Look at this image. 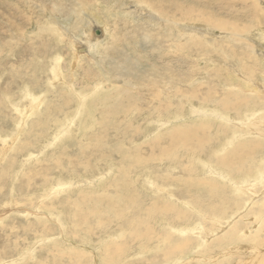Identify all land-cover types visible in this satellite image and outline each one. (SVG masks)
<instances>
[{
    "label": "rangeland",
    "instance_id": "374dc122",
    "mask_svg": "<svg viewBox=\"0 0 264 264\" xmlns=\"http://www.w3.org/2000/svg\"><path fill=\"white\" fill-rule=\"evenodd\" d=\"M121 1L122 0H0V264H33L30 259L28 261L25 260L24 262L19 260L23 253H26L29 257L36 256L37 260L46 261L47 264H72L73 261H71L72 259L69 257V253L76 251L97 255L100 250V246L98 244H101L102 241H106L108 239V236L112 233L119 235L122 232H125V230L127 229V231L125 232L126 235H128L126 239L131 242L132 234H130V232L133 230V227H131L133 225L131 224L134 223L135 219L137 220V222H135L134 225L136 226L137 224V227L141 232L145 230V227L143 225H152V228H154L155 230L152 231L153 235L148 236V238H146L145 240L140 239L141 242L143 241L142 244H145V246L142 245L141 242L131 243L130 248L126 251V257H117L119 260L115 261L112 264H211V262L212 264H220V262L222 264H264V213L258 216V222L255 221V213H253L254 211L258 212L264 204V174H258L254 166L256 162H262L260 160L264 157V146L262 147V149L258 150L254 155L250 157V159L246 163V173L242 172V175L238 179L233 180L235 184L230 182V179H220V172L214 169V165L217 166V164L215 163L216 159L212 157L214 144L207 145L206 149L201 148L199 150L200 153H198L199 151H196L197 155H195L196 152H189L190 154H188L187 157L190 158L191 161H188L187 159L185 160V157H178L179 160L177 158H173L176 155H173L170 159L167 156V158L165 159V155L161 156L164 157L165 160L163 158L161 159L160 155H157L155 157L157 160L155 161L154 159L149 157L150 154L149 151H147V149H150V144L153 143V141L157 140L158 138H162L164 137V135L166 136L169 133L173 135L175 133V129H179L177 134H180L182 129H184L185 124L188 127H192V125L196 126V123L197 125H200L202 123L201 121H203V123L207 122L208 124V117L205 119L204 115L202 114L200 115L198 113L194 116H190L191 107L189 106H191V104H193L195 107H199L200 105H205L207 102L209 103H207L208 105L206 104V106L210 108H208L210 113L216 116V120H213L215 118H210L209 120H211L212 122L210 121V124H208L209 126L212 125L213 127V131L212 133H210V136L212 135L211 138H213V135H215L217 132L216 130L219 129L217 127H219V124L222 122L220 118L221 113L224 111H222V108L218 106L220 103H222L221 101H223L224 103L225 100L226 102H229L231 101V99H234L231 102H236L238 101V99L242 101L252 99L255 103L257 97L250 96L249 91L252 90L250 86L251 84L246 85L243 77L246 76L247 78H250V80H254V78H256V85L259 87L262 86L264 88V79H262L264 78V71H262L264 70V68L260 67V69L256 65V61H261V59L264 63V59L262 58V54H264V24L259 25L258 20L254 22L250 20L239 21L240 26L249 23L250 25L247 24L250 27L248 30L251 29L250 31L247 30L248 32H241L240 34L250 38L251 40H254L255 42L249 41L248 39H245L246 41L243 40L241 42H236L237 40L234 41L223 36L227 29L224 32H222L221 30L212 29L211 27H215L212 21H207L206 23H204L198 20H194L193 22H195V25L192 26L193 28H197L198 25L203 24L205 28L211 29L209 31L215 33V35L212 37H210L209 35H205L208 37L207 39L204 38V34H201V38L205 42V47H203L209 50H206L205 52L203 50L202 53V51L198 52L196 50V45L194 46L195 48L193 50L190 49L189 46L191 44L185 38L169 37L168 34H170L169 28L172 25L171 23L168 24L167 22V25L165 23L163 24V22L160 21L156 23L154 19H150L147 17V15H143L148 11L147 9H150L148 3H142L143 0L141 2H139L140 0ZM168 1H170V3L172 4L174 0ZM185 1H187L188 4ZM192 1L196 0H182L181 3H185L186 7L188 8L192 5ZM232 1L235 3L232 6L231 11H224L222 8L219 9L215 7L213 8V15L216 18L221 17L225 20L234 22L243 11V5L240 2H244L246 4L254 6L253 0ZM21 2L24 4H21ZM200 2L202 3V0ZM54 3L56 4V6ZM80 3L83 4L81 5ZM31 4L33 5L31 6ZM135 4L139 7H137ZM126 5L128 8L136 10L138 9L140 13L139 15H137L139 17H129L127 15V12L125 11ZM202 5L200 6L201 10L206 9L204 11H208L209 13H211V10L209 8ZM171 6L174 9L175 5L172 4ZM224 6V2H221V7L224 8ZM116 7H119L120 9H117ZM140 10H142L144 13ZM257 12L258 19L264 23L263 9H257ZM249 15L251 14L249 13ZM166 17L169 19H173L172 17H168L165 15V18ZM141 23H143L144 26H149V31L147 30L148 26L146 29L148 32H144L145 29L141 28L143 27ZM252 24L254 25L253 27H251ZM154 26L156 27L154 28ZM167 26H169V28ZM172 27L173 29H175V33L183 34V31L179 28H177V30L175 25H172ZM261 27L262 31L257 32V30L259 31ZM10 28H12V30ZM136 29L140 30L141 32L137 31ZM165 29L167 30L165 31ZM57 31H59L58 34ZM62 32H64L65 34H62ZM102 33L103 38L100 39L101 44L97 47V51L93 52L94 56L91 57L87 55L86 50L88 49V46L92 45L91 41H94L97 36H101ZM67 36L69 38L72 36V39L70 38V40ZM221 36L223 37L221 38ZM252 36L254 37L252 38ZM210 39L213 44L211 43ZM229 44H232L233 47ZM240 44L241 47L239 46ZM212 45H214L215 47ZM242 45H244V47ZM222 46L225 47V51H223V53L220 52L219 48ZM236 46H238L240 50H238V48L235 49ZM104 47H106V49ZM255 47L257 48L255 49ZM233 48L235 50H238V52L233 50ZM230 50L232 51V54ZM211 51L213 52V55ZM197 52L200 54H197ZM233 52L236 55L233 54ZM244 52L247 53L246 55L250 56L251 58L255 57L251 53L257 55L255 58L257 60L255 61L254 59V61H252V58L251 60L239 62L238 59L241 60V57L245 55ZM201 53L202 58L200 57ZM229 56H232L233 58ZM227 58L229 59L227 60ZM55 59L61 60V71L63 73H61V71L57 74L52 73L51 67L54 65ZM203 59L205 62L203 61ZM232 60H234V62ZM214 61H217L219 63H215V66ZM244 62H247L245 64V66L247 67H245L244 64L241 65V63ZM105 63L107 66H105ZM229 64L233 66L230 67ZM192 65L194 67V70L192 69ZM236 65H239V67ZM226 67L230 70L225 69ZM187 70H189L190 74L186 72ZM221 70H224L223 73ZM233 71L235 72L233 73ZM76 72L78 74H76ZM107 72L109 74H112L111 77ZM225 72L228 73V76ZM254 72L257 77H255L256 75L254 74ZM97 75H99L100 80H95V77ZM113 76L115 77V79ZM231 76H233L234 79ZM99 77L97 76V79H99ZM112 77L114 80L110 81L112 80ZM149 77H151V79H154L148 80ZM65 78L66 80H63ZM168 78H174L178 80L176 81L178 85L177 87H175L176 89L171 86ZM198 79L201 82L197 81ZM227 79L229 81H227ZM85 80L87 81L86 84H84ZM105 80H107L108 82H106ZM224 80L229 83L225 82ZM234 80H241L240 82L243 83L242 85H244L243 88L241 87L242 85H240V82L236 81L235 83H233ZM180 81L182 84H180ZM183 81L185 83H183ZM194 81L195 83H193ZM224 82L225 84L223 86L222 83ZM71 83L74 84L76 92L71 90ZM207 83L209 84L207 85ZM216 83L218 85H216ZM230 83L231 85H228ZM177 88L183 89L182 91H180V89ZM78 89H80L79 92H81L82 90L86 92L79 93ZM88 89L91 92H89ZM196 89H199V91L194 92ZM54 90L55 92H53ZM170 90L174 91L170 92ZM163 91L166 94H164ZM185 91L190 93H197L198 99L192 98L191 101H193V103H191L190 101V103L186 105V111L183 110L182 114H180L181 112L179 109L181 108L182 103L185 101H182L181 98L177 95L178 92ZM225 91L226 93L229 91V94H225ZM230 92L233 94H231ZM159 93H162V95ZM234 93H238L237 96L234 95ZM209 94H214V97H209ZM157 95L160 97H158V100L156 98ZM166 95H168V97H165ZM44 96L46 97L44 98ZM63 97L64 99H62ZM58 98L60 102H58ZM72 98L74 99L72 100ZM150 98L153 102L150 100ZM203 98H207V102L201 101L203 100ZM61 99L64 101H62ZM65 99L66 101L68 100V102L65 103ZM56 100L57 102H55ZM180 100L181 102L179 103ZM197 100H200V102ZM216 101H218V103ZM68 103L70 104L69 106ZM146 103H148L149 105ZM66 104L68 106L67 108L65 107ZM95 104L98 106H96ZM150 105L151 107L153 105V107L151 108ZM166 105H172L174 107V110L176 109L177 111H172L170 112L172 114H170L167 111L159 110L158 107L164 108ZM142 106H144L145 109L144 107L142 108ZM156 106L157 108H155ZM260 106H264V103H262V105ZM237 108H235L230 113V117H236L237 113H245L246 115L249 109H255L250 104H241ZM153 109L156 110L154 111ZM184 112L186 114H184ZM167 113L171 117V119L170 117H168ZM52 115L57 120H54ZM150 115L153 117H151ZM183 115H187L186 117L188 120L185 119ZM227 115L228 114H226V116ZM176 117H180L178 121H176ZM58 119H63V121H60ZM232 127L233 129H236L235 126L232 125ZM241 127L243 128L244 124H241ZM192 132H194V135L193 133H187V136H195V130ZM240 135L241 139L237 141L238 143H236L232 149L236 148L239 143L252 145V142H254L255 140L259 141L257 144H259L260 142L264 143L263 131L253 129L248 133V135ZM38 138L40 139L37 140ZM224 139L226 140V138ZM64 149H66V152L63 151ZM232 149L228 150L227 152H231ZM179 150L183 151V149H178V151ZM202 150L203 152H201ZM210 150L212 151V153ZM178 151H176L175 153L173 152V154L182 152ZM60 152H62V154ZM141 153L142 155H140ZM32 154L34 155L32 156ZM50 154L53 159H51ZM56 155L57 157H55ZM192 156L194 159L192 158ZM54 158L56 159V161ZM42 160L43 162L45 161L46 164H41ZM59 160H62V163ZM64 160L66 161V163ZM151 160L152 162H150ZM252 160H254V162L251 165ZM79 161H82V163H78ZM170 161L172 162V164L174 163V166L172 165L171 167ZM210 161L212 162L210 163ZM56 162L59 164L61 163V166H58L59 164L57 165ZM192 162L194 163V165H192ZM90 163L93 165H90ZM95 163L96 165H98L95 166ZM122 164H124L125 167ZM175 164L178 166L176 167ZM48 165L50 166L48 167ZM56 165L59 169L62 167L63 171L60 170V172H58L59 169ZM126 165H129L128 168ZM34 166L37 168V171ZM179 166H181L180 169ZM65 167L67 168L65 169ZM47 168H50L49 174H47ZM55 168H57V170ZM68 168L70 169V171L74 169L75 170L73 172H70ZM116 169H120L123 171H121L120 174V170L118 171ZM222 169L224 171H221V174L230 172V175H235L236 177L239 175L236 168L234 167H226ZM126 170L129 171L126 172ZM56 172L57 175H55ZM64 172H69V175H65ZM70 173H73V176L70 175ZM101 173H103L104 175L100 178L99 176ZM74 174L80 175H76V177ZM87 175H93L92 177H97L93 180L94 183H90L91 180L89 179H91L92 177L88 176V178ZM149 175L151 176V179ZM166 175H168V177ZM43 177H46L48 181L43 179ZM160 177L163 178L161 179ZM127 178H130V180ZM153 178L156 179L154 180ZM173 178H175L176 180H174ZM49 179H51V181ZM125 179L130 182L128 183ZM213 179L216 183L215 186L218 187L217 184H219V187L221 188L218 187V189L216 188L215 190H213L214 192H212L216 193L214 196H211L212 194L209 195L207 193V188H205L204 186H199L198 184L201 181L214 184ZM42 180L45 181L43 182ZM109 180H113V186L112 184L110 186L108 185L111 183ZM187 180L193 181L195 187H189V185L188 187H185L184 185L186 184ZM260 180L262 182H260ZM46 181L49 184L46 185ZM114 181L117 182V184L114 185ZM247 181H251L253 185L258 183L263 187L259 186L257 188V193L252 196L251 194L246 193L245 184L247 183ZM60 183L65 184V187L63 191L58 194L57 190H59L60 188ZM131 183L133 185H131ZM168 183L170 185L172 184L173 187L176 185L175 188H173L172 186L170 188ZM223 184H225L228 188L223 187ZM118 186L120 187L118 188ZM126 189H128L129 192ZM165 189L167 190V192L164 191ZM176 189L180 193L176 192ZM219 189L221 190L219 191ZM89 190L91 192H89ZM92 191L94 194H92ZM106 191H108V193ZM135 191L139 193L137 194ZM81 192H84V194H81ZM71 193L76 194H73L72 197ZM90 193L91 195L89 197L87 194ZM26 194L27 196L25 197ZM102 194H111L110 196H112L113 198H115L118 194L121 195L119 200L122 199L120 203V205H122L119 208L118 213L112 211L106 202H101L98 206V203L95 202L96 200H90V202L87 201V203L84 201L85 197L89 199H95V196ZM126 195L128 196V198H126ZM134 195H136V199ZM132 197H134V199ZM212 197H216V199ZM129 198L130 200L128 201ZM77 199L80 201H77ZM219 199L221 200V202L219 201ZM13 200H16L17 202ZM139 200L141 201L138 203V205L135 206L134 204H137L136 202H138ZM159 200L161 201V205L159 202L157 203L160 206H164L166 204H164L165 201L168 202V205H171L173 207V210L171 213H164L162 215L154 213L155 216H151L152 220L155 222L153 223L151 217L147 214V212L152 215L156 201ZM149 201L150 204L148 205ZM122 202L124 203V205ZM90 203L92 204L89 205ZM222 203L224 204V206L226 204L223 211H221V207L223 205ZM44 204L48 207L44 206ZM11 205L14 207H12ZM19 205H22V207H20ZM63 205H65V207L68 206L69 209L66 207V210ZM88 205L90 209L96 211V214H87V216L85 217L81 216L79 211H83V209L86 210L87 208L89 209ZM151 205L153 206L151 207ZM209 205L212 211L209 210V207H206ZM52 206L55 207L56 211ZM128 206H131V208H129ZM149 206L151 209H148ZM228 206L230 210L228 209ZM236 206H241L242 208L238 212H235L233 214V219L228 220L226 224H223L221 226L220 229L217 228L213 231L212 225L214 227L217 223V220L220 218L222 219L225 213L228 214V212H231V215L233 213L232 210L234 211ZM97 208L100 211L102 209H107L104 210L106 215H104L105 213L103 212V210L101 211V213L97 211ZM219 208H221L220 211ZM183 211H185L186 215L183 220L179 221V223L175 218H177V214L182 215ZM64 213H66L65 216H67L65 218H63L64 216H62L64 215ZM75 213L79 214V217L84 219L81 227H79V219L76 220L75 218V216H77ZM107 213H109L108 216ZM139 213L142 214L139 215ZM202 213L205 215H202ZM218 213L222 215H219ZM206 214L207 216H209L210 214V217H207ZM102 215L104 217H102ZM147 216L150 217V224L149 221H147L149 220ZM157 216H159V218ZM213 216L216 217V220H214L215 218ZM138 217L139 221L137 219ZM66 218H68L70 222L72 221L74 223H68ZM101 218H103V220ZM167 218L169 219V221ZM127 219L132 220V222H130L129 220V224L127 222ZM30 220L32 223L30 222ZM174 221L177 223L176 228H178L176 232L168 228L169 225L175 223ZM190 222L192 225L190 224ZM111 223L113 226H110ZM127 224L130 225L129 229H132L130 230V232L128 230ZM105 225H107V227ZM233 226L237 227L239 231L241 230L239 232V235H242V233H246L247 237L249 235L250 236L248 238L240 237L237 240L233 239L235 240V243L232 239H229L228 241L227 237L230 235V233L232 234L231 230L233 229ZM48 228L52 229H49L50 231H53L55 229L52 232L53 234H50L49 230L48 234H45L47 233L46 230ZM159 230L160 232H157ZM69 231L73 234H69ZM182 232H185V234H183ZM43 235L46 239L43 237ZM256 237L259 239L258 241L254 240V238ZM223 238H226L227 240L225 239V241H223ZM155 239H158L157 242H155ZM186 239L190 240L187 241ZM165 240L168 241L165 242ZM203 240L208 242L206 249L205 247L202 249L198 248V246H200V244L204 242ZM213 241L215 244L217 243L219 247L217 244V247H215V244L213 246ZM231 241H233L232 244H230ZM187 242H189L190 244L188 243L187 245H184L180 248L176 247ZM137 243H140L138 245L140 246V248L137 247ZM193 244H196V247L195 245L193 246ZM256 245L261 246L260 248L262 252H260V254L256 251L259 249H257ZM55 246L57 248H55ZM168 246L172 250H168ZM153 247H155L156 249H154ZM209 247H212L213 250ZM214 247L216 252L214 251ZM16 248L18 250H16ZM142 249H144L143 251L145 252L143 256H133L137 255L140 251H142ZM219 249L220 252L217 251ZM58 250L65 256L59 258L58 256H53L51 254L52 252ZM155 250L158 254L155 252ZM14 251H16V253ZM242 251L245 252L242 253ZM5 252L7 254L9 253V255L6 256ZM165 252H167L168 255ZM241 253L244 255H242ZM171 254L174 255L171 256ZM224 254L226 255L224 256ZM223 256L227 257L225 258L226 262L224 261ZM101 257L103 259L97 258L98 264H106V257ZM53 258H55L54 260H59L58 263H56ZM235 258L238 260H236ZM169 259L170 261H168ZM47 260L50 261L47 262Z\"/></svg>",
    "mask_w": 264,
    "mask_h": 264
},
{
    "label": "bare ground",
    "instance_id": "6f19581e",
    "mask_svg": "<svg viewBox=\"0 0 264 264\" xmlns=\"http://www.w3.org/2000/svg\"><path fill=\"white\" fill-rule=\"evenodd\" d=\"M32 1V0H31ZM48 1V0H47ZM60 1V0H59ZM62 1V0H61ZM123 1V0H122ZM121 1V2H122ZM139 1V0H138ZM142 0H140L139 2H141ZM181 1L182 0H180V1H178V0H174L173 1V5H175V7H174V9H173V7L171 6L172 4L170 3V1H168V0H143V2L142 3H148V6L150 7V9H147L148 11L145 13V14H143V15H147V17L148 18H150V19H154L155 20V22L156 23H158V21H160V22H163V24L165 23L166 25H167V22H168V24L169 23H171L172 25H175L176 26V29L177 28H179L180 30H182L183 31V34L182 33H175V29H173V27H172V25H171V27L169 28V26H167L168 28H169V30H170V34H168V33H166V34H168L169 35V37H181V38H185V39H187L188 40V42H190V49H194L195 47V45L197 46V51L199 52V51H202V53H203V50H204V52L207 50V48L205 49L204 47V41H203V39L201 38L202 37V35L201 34H204V36L205 35H209L210 37H212V36H214L215 35V33L214 32H211V31H209V30H211V29H207V28H205L204 26H203V24H200V25H196L197 26V28H193L192 26L193 25H195L194 23L195 22H193L194 20H198V21H201V22H204V23H206L207 21H212L213 23H214V25H215V27H211L212 29H217V30H221L222 32H224V31H226V29H227V31L224 33V35L223 36H225L226 38H230V39H232V40H234V41H236V42H241V41H246L245 39H248L249 41H254V40H251L250 38H248V37H245V36H243L242 34H240L241 32H243V33H245V32H248V31H250V30H248L250 27L248 26V25H250L249 23H247L246 25H243V26H240L239 25V21H247V20H250V21H252V22H254V21H256V20H258V23H259V25H262V24H264L261 20H259L258 19V12H257V9H263V12H264V0H253L254 1V6L253 5H249V4H246V3H244V2H240L242 5H243V11L241 12V14L239 15V17L233 22V21H230V20H225V19H223V18H221V17H218V18H216L214 15H213V8H215V7H217V8H219V9H223L224 11H231V9H232V6L234 5V3L235 2H233L232 0H202V3L200 2L201 0H196V1H192V5L191 6H189V5H187V6H189L188 8L186 7V4L185 3H181ZM184 1V0H183ZM187 4H188V2L187 1H185ZM221 2H224V4H225V6H224V8L223 7H221ZM134 3H136V2H134ZM18 4V3H17ZM21 4H24V3H22L21 2ZM42 4V3H41ZM46 4V3H45ZM55 4V3H54ZM54 4H53V6H54ZM63 4H64V2H63ZM71 4H73V3H71ZM76 4V3H75ZM81 4V3H80ZM83 4V3H82ZM81 4V5H82ZM141 4V3H140ZM189 4H191V3H189ZM204 5V6H206L207 8H209L211 11V13H209L208 11L206 12V11H204V10H206V9H204V10H201V5ZM28 5V4H27ZM33 4H31V6H32ZM58 5V4H57ZM136 5V4H135ZM202 5V6H203ZM50 6V5H49ZM53 6H51V7H53ZM55 6H56V4H55ZM61 6H62V3H61ZM72 6H74V5H72ZM86 6V5H85ZM137 7H139L138 5H136ZM135 6V7H136ZM145 6V5H144ZM147 6V5H146ZM8 7H10V6H8ZM22 7H24V6H22ZM44 7V6H43ZM64 7V6H63ZM77 7V6H76ZM79 7V6H78ZM135 7H133V8H135ZM19 8H21V7H19ZM65 8V7H64ZM80 8V7H79ZM117 8V7H116ZM119 8V7H118ZM117 8V9H118ZM122 8V7H121ZM187 8V9H186ZM27 9V8H26ZM45 9V8H44ZM55 9V8H54ZM58 9V8H57ZM68 9V8H67ZM72 9V8H71ZM120 9V8H119ZM64 10V9H63ZM138 10V9H137ZM136 9H131V8H128L127 7V5H126V7H125V11L127 12V15L130 17V16H138L139 15V10L137 11ZM145 10H146V8H145ZM23 11V10H22ZM21 11V12H22ZM140 11H142V10H140ZM7 12V11H6ZM10 12V11H9ZM55 12V11H54ZM53 12V13H54ZM143 12V11H142ZM217 12V11H216ZM261 12V11H260ZM12 13V12H11ZM10 13V14H11ZM56 13V12H55ZM74 13V12H73ZM144 13V12H143ZM249 13L252 15H249ZM90 14V13H89ZM134 14H136V15H134ZM138 14V15H137ZM264 14V13H263ZM58 15H60V14H58ZM70 15V14H69ZM165 15L166 16H168V17H172L173 19H169V18H165ZM218 15V14H217ZM60 16H62V15H60ZM68 16V15H67ZM80 16V15H79ZM141 16V15H140ZM49 17V16H48ZM127 17V16H126ZM139 17V16H138ZM138 17H136V18H138ZM49 19V18H48ZM135 19V18H134ZM6 21H7V19H6ZM138 21V20H137ZM16 22V21H15ZM30 22V21H29ZM34 22V21H33ZM154 22V23H155ZM9 23V22H8ZM59 23V22H58ZM84 23H86V22H84ZM92 23V22H91ZM137 23V22H136ZM135 23V24H136ZM134 24V25H135ZM13 25V24H12ZM141 25L143 26V27H141V28H144L145 30H144V32L146 31V32H148L149 31V26L148 25H145L146 26V28H145V26L143 25V23H141ZM256 25H258V24H256ZM129 26V25H128ZM147 26H148V29H147ZM254 25L252 24V26L251 27H253ZM135 27V26H134ZM138 27V26H137ZM156 26H154V28H155ZM164 27V26H163ZM260 27V26H259ZM19 28V27H18ZM43 28V27H42ZM48 28V27H47ZM96 28H98V27H96ZM136 28V27H135ZM140 28V29H141ZM263 28H264V26H263ZM11 30H12V28H10ZM22 29V28H21ZM137 29H139V28H137ZM136 29V30H137ZM148 31H147V30ZM258 29V28H257ZM262 29V27L259 29V31L257 30V32H260V31H262L261 30ZM16 30V29H15ZM157 30V29H156ZM164 30V29H163ZM167 29H165V31H166ZM178 30V29H177ZM180 30H179V32H180ZM248 30V31H247ZM47 31V30H46ZM137 31H139V32H141L140 30H137ZM58 32L59 31H57V34H58ZM161 32V31H160ZM159 32V33H160ZM222 32H220V33H222ZM232 34V36H231V34ZM37 33V32H36ZM49 33V32H48ZM15 34H17V33H15ZM62 34H65L64 32H62ZM189 34V35H188ZM93 35V34H92ZM164 35V34H163ZM188 35V36H187ZM6 36H8V35H6ZM14 36V35H13ZM167 36V35H166ZM223 36H221V38L223 37ZM263 36V35H262ZM38 37V36H37ZM40 37V36H39ZM68 37V36H67ZM72 37V36H71ZM70 37V38H71ZM254 36H252V38H253ZM69 38V37H68ZM69 38V39H70ZM94 38V37H93ZM101 38H103V33H102V35L100 36H97V38H95V40L94 41H91V43H92V45L91 46H88L87 48V50H86V53H87V55H89V56H91V57H93L94 56V54H93V52H96L97 51V47L101 44L100 43V39ZM205 39H207L208 37L207 36H205L204 37ZM220 38V39H221ZM256 38V37H255ZM39 39V38H38ZM72 39V38H71ZM70 39V40H71ZM204 39V40H205ZM217 39V38H216ZM215 39V40H216ZM41 40V39H40ZM264 40V39H263ZM37 41V40H36ZM206 41V40H205ZM209 41V40H208ZM210 41H211V39H210ZM209 41V42H210ZM217 41V40H216ZM228 41V40H227ZM233 41V42H234ZM43 42V41H42ZM41 42V43H42ZM187 42V43H188ZM255 42V41H254ZM259 42V41H258ZM46 43V42H45ZM72 43H73V41H72ZM76 43V42H75ZM197 43H198V45H197ZM211 43H212V41H211ZM211 43H210V45H211ZM213 44V43H212ZM251 44V43H250ZM77 45H79V44H77ZM82 45V44H81ZM230 45V44H229ZM232 45V44H231ZM230 45V46H231ZM252 45V44H251ZM262 45H263V43H262ZM204 46V47H203ZM206 46H208V45H206ZM212 46H214V45H212ZM211 46V47H212ZM221 46V45H220ZM240 47H241V44L239 45ZM243 47H244V45H242ZM258 46V45H257ZM261 46V45H260ZM107 47V46H106ZM106 47H104L105 49H106ZM215 47V46H214ZM213 47V48H214ZM232 47H233V45H232ZM242 47V48H243ZM101 48V47H100ZM209 48V47H208ZM220 48V52H222L223 53V51H225V47H219ZM238 48V46H236V48L235 49H237ZM254 48V47H253ZM257 47H255V49H256ZM264 48V47H263ZM217 49H218V46H217ZM230 49V48H229ZM234 48H233V50H235ZM254 49V50H255ZM108 50V49H107ZM232 50V49H231ZM230 50V51H231ZM232 50V51H233ZM238 50H240L239 48H238ZM238 50H235L236 52H238ZM246 50V49H245ZM251 50H252V48H251ZM261 50H263V49H261ZM261 50H258V51H261ZM58 51V50H57ZM75 51V50H74ZM109 51V50H108ZM111 51V50H110ZM207 51H209V50H207ZM219 51V50H218ZM227 51H228V49H227ZM226 51V52H227ZM232 51H231V54H232ZM107 52V51H106ZM112 52V51H111ZM110 52V53H111ZM197 52V54H200V53H198ZM212 52V51H211ZM219 52V53H220ZM225 52V53H226ZM248 52V51H247ZM264 52V51H263ZM262 52V53H263ZM195 53V52H194ZM202 53H201V55H200V57L202 56ZM207 53V52H206ZM208 53H210V52H208ZM218 53V54H219ZM221 53V54H222ZM228 53V52H227ZM226 53V54H227ZM245 53V52H244ZM249 53H250V51H249ZM261 53V52H260ZM259 53V54H260ZM99 54H101V53H99ZM225 54V55H226ZM233 54H235L234 52H233ZM238 54V53H237ZM247 53H245V55H243L242 57H241V60H239L238 59V61L240 62V61H247V60H251L252 58V61H254V59L256 58V56L257 55H255V54H253V53H251L252 55H254L255 57H250V56H247L246 55ZM250 54V55H251ZM258 54V53H257ZM60 55V54H59ZM211 55V54H210ZM212 55H213V52H212ZM223 55V54H222ZM236 55V54H235ZM234 55V56H235ZM239 55V54H238ZM251 55V56H252ZM76 56V55H75ZM107 56H109V55H107ZM220 56V55H219ZM224 56V55H223ZM240 56V55H239ZM81 57V56H80ZM87 57V56H86ZM102 57V56H101ZM111 57V56H110ZM228 57V56H227ZM229 57H232V56H229ZM259 57V56H258ZM62 58V57H61ZM60 58V59H61ZM202 58V57H201ZM221 58V57H220ZM226 58V57H225ZM233 58V57H232ZM238 58V57H237ZM262 58L264 59V54H262ZM52 59V58H51ZM60 59H55L54 60V65L51 67V70H52V73H55V74H57V73H59L62 69H61V60ZM229 58H227V60H228ZM212 60V59H211ZM214 60V59H213ZM216 60V59H215ZM235 60V59H234ZM234 60H232L233 62H234ZM257 59H255V61H256ZM258 60H260V59H258ZM203 61H204V59H203ZM237 61V62H238ZM205 62V61H204ZM236 62V61H235ZM215 63H219V62H217V61H214V64ZM225 63V62H224ZM247 63V62H246ZM245 62L244 63H241V65H243L244 64V66H245V64H246ZM250 63V62H249ZM256 65H257V67H263L264 68V63L262 62V59H261V61H256ZM207 64V63H206ZM213 64V63H212ZM220 64H221V62H220ZM233 64V63H232ZM79 65V64H78ZM113 65V64H112ZM209 65V64H208ZM207 65V66H208ZM227 65V64H226ZM235 65V64H234ZM64 66H66V65H64ZM105 66H107L106 65V63H105ZM116 66V65H115ZM215 66H216V64H215ZM229 66L230 67H232L230 64H229ZM236 66H238L239 67V65H236ZM200 67V66H199ZM212 67V66H211ZM214 67V66H213ZM229 67V68H230ZM245 67H247V66H245ZM253 67V66H252ZM110 68V67H109ZM218 68V67H217ZM220 68H221V66H220ZM222 68H224V67H222ZM235 68H237V67H235ZM254 68V67H253ZM262 68V69H263ZM192 69L194 70V67H193V65H192ZM208 69V68H207ZM214 69H216V68H214ZM225 69H228L227 67L225 68ZM245 69V68H244ZM248 69V68H247ZM250 69H251V67H250ZM255 69V68H254ZM261 69V68H260ZM77 70V69H76ZM75 70V71H76ZM199 70V69H198ZM209 70H211V69H209ZM213 70V69H212ZM220 70V69H219ZM218 70V71H219ZM228 70H230V69H228ZM259 70V69H258ZM192 71V70H191ZM216 71V70H215ZM222 71V73H223V71L224 70H221ZM240 71V70H239ZM260 71V70H259ZM259 71H258V73H259ZM262 71H264V70H262ZM44 72H45V70H44ZM105 72V71H104ZM110 72V71H109ZM187 73H189V70H187L186 71ZM193 72V71H192ZM202 72V71H201ZM220 72V71H219ZM227 72V71H226ZM225 72V73H226ZM235 71H233V73H234ZM237 72H238V70H237ZM236 72V73H237ZM244 72V71H243ZM251 72V71H250ZM61 73H63L62 71H61ZM75 73V72H74ZM73 73V74H74ZM108 73V72H107ZM107 73H105V74H107ZM111 73V72H110ZM212 73V72H211ZM230 73V72H229ZM232 73V72H231ZM240 73V72H239ZM245 73V72H244ZM253 73V72H252ZM257 73V72H256ZM257 73V74H258ZM72 74V73H71ZM76 74H78L77 72H76ZM75 74V75H76ZM109 74V73H108ZM190 74V73H189ZM188 74V75H189ZM228 73H226V75H227ZM254 74H255V72H254ZM75 75H73V76H75ZM85 75V74H84ZM111 75L112 74H109V76L111 77ZM160 75V74H159ZM186 75V74H185ZM198 75V74H197ZM229 75H231V74H229ZM234 75V74H233ZM245 75V74H244ZM256 75V74H255ZM47 76V75H46ZM98 77H99V75H97ZM97 76L95 77V80H100V77H99V79H97ZM103 76V75H102ZM119 76V75H118ZM193 76V75H192ZM203 76V75H202ZM228 76V75H227ZM238 76V75H237ZM240 76V75H239ZM62 77H63V75H62ZM77 77V76H76ZM107 77V76H106ZM105 77V78H106ZM109 77V78H110ZM114 77V76H113ZM113 77H112V80H110V81H113L114 79H115V77H114V79H113ZM155 77V76H154ZM231 77H233V76H231ZM236 77V76H235ZM255 77H257V75L255 76ZM72 78V77H71ZM88 78V77H87ZM183 78V77H182ZM197 78V77H196ZM196 78H195V80H196ZM206 78V77H205ZM227 78V77H226ZM242 78V77H241ZM61 79V78H60ZM149 79H151V77H149L148 78V80ZM152 79H154V78H152ZM151 79V80H152ZM160 79V78H159ZM169 79V78H168ZM181 79V78H180ZM179 79V80H180ZM213 79V78H212ZM233 79H234V77H233ZM243 79L245 80V83H246V85H248V84H251L250 86H251V88H252V90H250L249 92H250V96H252V97H257L256 98V101H255V103H254V100H252V99H250V100H244V101H242V100H239L238 99V101H234V102H231L232 100H234V99H231V101H229V102H226V100L224 101V103H223V101H221L222 103H220L218 106L220 107V108H222V111H224L226 114H228L227 116H226V114L224 113V112H220L221 113V118H220V120L222 121L220 124H219V127H217V128H219L218 130H216L217 132H216V134L215 135H213L214 137L213 138H211V136H210V133H212V125H208V124H210V121L211 120H209L210 118H215V119H213V120H216V116H214V115H212L211 113H210V111H209V107H207L206 106V104L208 103L207 102V98H203V100H201V101H203V102H207L205 105L203 104V105H200L199 107H195L193 104H191V106H189V107H191V112H190V116H194V115H196V114H202V115H204V117H205V119L207 118L208 120L207 121H209L208 122V124H207V122L206 123H203V121H201L202 123L200 124V125H197V123H196V126H193L192 125V127H188V126H186V124H185V127H184V129H182V131L180 132V134H177V132L179 131V129H175V133L173 134V135H171L170 133L169 134H167L166 136L164 135V137H162V138H158L157 140H155V141H153V143H151L150 144V149H147V151H149V157L150 158H152V159H154L155 161L157 160L155 157L157 156V155H160V158L162 159H164V157H165V159L168 157L169 159L173 156V155H176L175 157H173V158H177L178 160H179V158H182V157H185V160L187 159L188 161H191V159L190 158H188L187 156H188V154H190L189 152H191V151H193V152H196V151H199L201 148L203 149H206V147H207V145H209V144H214V147H213V154H212V157L213 158H215L216 159V164H217V166H215L214 165V169L215 170H218L219 172H220V179H222V178H225V179H230V182H232L233 184H235V182L233 181V180H235V179H238L241 175H242V172L243 173H246V171L245 170H247L246 169V163L248 162V160L250 159V157L252 156V155H254L258 150H260V149H262V147L264 146L263 144V142H260L259 144H257L259 141H254V142H252V145H247L246 143H239L238 145H237V147L236 148H234V149H232L234 146H235V144L236 143H238L237 141L239 140V139H241V135L240 134H243V136H244V134H246V135H248V133L250 132V131H252L253 129H256V130H260V131H263L264 132V106H260V105H262V103H264V88L261 86V87H259V86H257L256 85V83L255 82H257L255 79L256 78H254V80H250V78H247L246 76L245 77H243ZM262 79H264V78H262ZM63 80H66V78L65 79H63ZM75 80V79H74ZM90 80V79H89ZM145 80H147V79H145ZM215 80V79H214ZM219 80V79H218ZM223 80V79H222ZM243 80V81H244ZM73 81V80H72ZM106 82H108L107 80H105ZM104 81V82H105ZM154 81V80H153ZM176 81H178L177 79H174V78H172V79H169V82H170V84H171V86L172 87H177L178 85H177V82ZM187 81V80H186ZM197 81H199V79L197 80ZM220 81V80H219ZM225 81V80H224ZM227 81H229L228 79H227ZM227 81H225V82H227ZM231 81H232V79H231ZM237 80H234V82L233 83H235ZM241 81V80H240ZM240 81H237V82H240ZM242 81V82H243ZM77 82V81H76ZM75 82V83H76ZM86 80H85V82H84V84H86ZM99 82V81H98ZM103 82V81H102ZM160 82V81H159ZM199 82H201V81H199ZM216 82V81H215ZM218 82V81H217ZM223 82V81H222ZM225 82L224 83H222L223 84V86H224V84H225ZM79 83V82H78ZM163 83H164V81H163ZM183 83H185L184 81H183ZM193 83H195V81L193 82ZM203 83V82H202ZM221 83V82H220ZM219 83V84H220ZM227 83H229V82H227ZM258 83H261V82H258ZM262 83H263V81H262ZM63 84V83H62ZM143 84V83H142ZM169 84V83H168ZM180 84H182L181 83V81H180ZM179 84V85H180ZM197 84V83H196ZM209 83H207V85H208ZM212 84V83H211ZM238 84V83H237ZM243 83H241L240 82V85H242ZM40 85V84H39ZM81 85H82V82H81ZM87 85H89V84H87ZM91 85V84H90ZM183 85H185V84H183ZM199 85V84H198ZM203 85V84H202ZM216 85H218L217 83H216ZM228 85H231V83L230 84H228ZM228 85H226V86H228ZM56 86V85H55ZM150 86V85H149ZM206 86V85H205ZM213 86V85H212ZM222 86V85H221ZM220 86V87H221ZM222 86V87H223ZM232 86H234V85H232ZM243 86L244 85H242L241 87L243 88ZM83 87V86H82ZM146 87V86H145ZM153 87H154V85H153ZM190 87V86H189ZM192 87V86H191ZM237 87V86H236ZM70 88H71V90L72 91H74V92H76V90H75V88H74V84H72L71 83V86H70ZM104 88V87H103ZM150 88V87H149ZM248 88V87H247ZM54 89V88H53ZM176 89V88H175ZM177 89H180V91H182V89L181 88H177ZM239 89V88H238ZM250 89V88H249ZM79 90L80 89H78V92H79ZM91 90V89H90ZM148 90V89H147ZM222 90V89H221ZM245 90V89H244ZM88 91H89V89H88ZM87 91V92H88ZM174 91V90H173ZM173 91H171L170 90V92H173ZM199 91V89H196L194 92H198ZM220 91V90H219ZM48 92V91H47ZM53 92H55V90L53 91ZM52 92V93H53ZM66 92V91H65ZM81 92H86V91H81ZM81 92H79V93H81ZM89 92H91V91H89ZM88 92V93H89ZM156 92V91H155ZM164 92V91H163ZM176 92V91H175ZM229 92V91H228ZM226 93V91H225V94H229V93ZM238 92V91H237ZM50 93V92H49ZM62 93H63V90H62ZM69 93V92H68ZM67 93V94H68ZM216 93V92H215ZM214 93V94H215ZM231 93V92H230ZM236 93V92H235ZM234 93V95H236L237 96V94H235ZM66 94V93H65ZM75 94V93H74ZM143 94V93H142ZM159 94H161L162 95V93H159ZM158 94V95H159ZM164 94H166L165 92H164ZM170 94V93H169ZM214 94H209V97H214ZM222 94V93H221ZM220 94V95H221ZM231 94H233V93H231ZM242 94V93H241ZM52 95V94H51ZM71 95V94H70ZM76 95V94H75ZM156 96V98H157V100H158V97L159 96ZM176 95V94H175ZM218 95V94H217ZM233 95V96H234ZM57 96H58V93H57ZM64 96V95H63ZM73 96V95H72ZM77 96V95H76ZM141 96V95H140ZM145 96V95H144ZM147 96V95H146ZM177 96H179L180 98H181V100L182 101H185V102H183L182 103V106H181V108L179 109V108H177V109H179L180 110V114H182V111L183 110H185L186 111V105L188 104V103H190V101H191V99L192 98H197L198 96H197V93H190V92H178V95ZM223 96V95H222ZM225 96V95H224ZM46 96H44V98H45ZM55 97V96H54ZM66 97H68V96H66ZM65 97V98H66ZM74 97V96H73ZM151 97V96H150ZM165 97H168V95H166ZM243 97V96H242ZM61 98V97H60ZM138 98V97H137ZM141 98V97H140ZM160 98V97H159ZM170 98V97H169ZM244 98V97H243ZM246 98V97H245ZM62 99H64V97L62 98ZM61 99V100H62ZM71 99V98H70ZM74 98H72V100H73ZM147 99V98H146ZM178 99V98H177ZM198 99V98H197ZM215 99H217V98H215ZM214 99V100H215ZM222 99V98H221ZM242 99V98H241ZM40 100V99H39ZM58 100V102H60L59 101V98L57 99ZM57 100L55 101V102H57ZM150 100H151V98H150ZM175 100V99H174ZM181 100L179 101V103L181 102ZM196 100V99H195ZM211 100V99H210ZM219 100V99H218ZM258 100V101H257ZM45 101H46V99H45ZM62 101H64V100H62ZM61 101V102H62ZM147 101V100H146ZM152 101V100H151ZM156 101V100H155ZM160 101V100H159ZM171 101V100H170ZM176 101V100H175ZM178 101V100H177ZM197 101H199L200 102V100H197ZM51 102V101H50ZM66 102H68V100L66 101V99H65V103ZM74 102V101H73ZM153 102V101H152ZM217 103H218V101H216ZM220 102V101H219ZM41 103V102H40ZM47 103V102H46ZM101 103V102H100ZM161 103V102H160ZM191 103H193V101H191ZM198 103V102H197ZM96 104H98V103H96ZM95 104V105H96ZM146 104H148V103H146ZM163 104V103H162ZM171 104V103H170ZM173 104H174V102H173ZM209 104V103H208ZM207 104V105H208ZM241 104H250V105H252L255 109H249V111L247 112V114L245 115V113H243V114H241V113H237L236 114V117H230L231 115H230V113L235 109V108H237L238 106H240ZM39 105V104H38ZM41 105V104H40ZM42 105H43V103H42ZM70 104L68 103V106H69ZM73 105V104H72ZM77 105V104H76ZM145 105V104H144ZM149 105V104H148ZM179 105H181V104H179ZM37 106V105H36ZM67 106V104H66V108L68 107ZM96 106H98V105H96ZM203 106V107H202ZM206 106V107H205ZM214 106V105H213ZM38 107V106H37ZM51 107V106H50ZM53 107V106H52ZM62 107H63V104H62ZM144 106H142V108H143ZM147 107V106H146ZM150 107H151V105H150ZM152 107H153V105H152ZM151 107V108H152ZM178 107V106H177ZM180 107V106H179ZM188 107V108H189ZM205 107V108H204ZM61 108V107H60ZM73 108H74V106H73ZM155 108H157V106L155 107ZM159 108V110L160 111H167V112H172V111H177L176 109L174 110V107L172 106V105H166L164 108H162V107H158ZM209 108V109H208ZM216 108H218V107H216ZM215 108V109H216ZM241 108V107H240ZM243 108H245V107H243ZM51 109V108H50ZM56 109V108H55ZM98 109V108H97ZM144 109H145V107H144ZM212 109V108H211ZM214 109V108H213ZM238 109V108H237ZM47 110H49V109H47ZM71 110H73V109H71ZM70 110V111H71ZM147 110V109H146ZM154 110V109H153ZM152 110V111H153ZM156 110V109H155ZM154 110V111H155ZM158 110V109H157ZM219 110V109H218ZM226 110V111H225ZM29 111V110H28ZM153 111V112H154ZM244 111V110H243ZM59 112V111H58ZM62 112V111H61ZM156 112H158V111H156ZM25 113V112H24ZM50 113V112H49ZM69 113H71V112H69ZM68 113V114H69ZM86 113V112H85ZM149 113V112H148ZM163 113V112H162ZM175 113H177V112H175ZM174 113V114H175ZM218 113H219V111H218ZM64 114V113H63ZM149 114H151V113H149ZM160 114V113H159ZM164 114V113H163ZM166 114V113H165ZM170 114H172V113H170ZM184 114H186L185 112H184ZM66 115V114H65ZM152 115V114H151ZM150 115V116H151ZM161 115V114H160ZM167 115H168V113H167ZM167 115H165V116H167ZM178 115V114H177ZM53 116V115H52ZM72 116V115H71ZM155 116H156V113H155ZM187 116V115H186ZM185 115H183V117L185 118V119H187V117H186ZM63 117V116H62ZM94 117V116H93ZM151 117H153V116H151ZM150 117V118H151ZM168 117H170L169 115H168ZM48 118V117H47ZM53 118H54V116H53ZM86 118V117H85ZM157 118H158V114H157ZM160 118H161V116H160ZM173 118V117H172ZM179 118L180 117H176L175 119H176V121H178L179 120ZM167 119V118H166ZM170 119H171V117H170ZM169 119V120H170ZM191 119V118H190ZM54 120H57V119H55L54 118ZM58 120H60V119H58ZM164 120H165V118H164ZM188 120V119H187ZM60 121H63V119L62 120H60ZM163 121V120H162ZM49 122V121H48ZM72 122V121H71ZM194 122V121H193ZM197 122V121H196ZM198 122H199V120H198ZM212 122V121H211ZM223 122H228V123H223ZM20 123V122H19ZM24 123V122H23ZM47 123V122H46ZM219 123V122H218ZM244 124V127L242 128L241 127V124ZM50 124H51V122H50ZM213 124V123H212ZM216 124V123H215ZM232 125L233 126H235V128L236 129H233V127H232ZM257 125V126H256ZM214 126V125H213ZM216 126V125H215ZM218 126V125H217ZM259 126V127H258ZM56 128V127H55ZM59 128V127H58ZM216 128V129H217ZM240 128H242V129H240ZM54 129V128H53ZM195 130V136H187V133H193V135H194V132H192V131H194ZM64 131V130H63ZM153 131V130H152ZM53 132V131H52ZM143 132V131H142ZM141 132V133H142ZM163 132V131H162ZM248 132V133H247ZM51 133V132H50ZM140 133V134H141ZM34 134V133H33ZM32 134V135H33ZM162 134V133H161ZM145 135V134H144ZM19 136V135H18ZM140 136V135H139ZM225 136V137H224ZM29 137V136H28ZM37 137V136H36ZM35 137V138H36ZM142 137H144V136H142ZM58 138V137H57ZM224 138H226V140L224 139ZM40 138H38L37 140H39ZM30 141H31V139H30ZM48 142V141H47ZM145 142V141H144ZM143 142V143H144ZM146 143V142H145ZM63 145V144H62ZM141 145V144H140ZM61 148H63V147H61ZM42 149V148H41ZM178 149H183V151L182 150H179V151H182L181 153H176V154H173V152L175 153L176 151H178ZM209 149H211V148H209ZM230 149H232V151L231 152H227L228 150H230ZM30 150H32V149H30ZM35 150V149H34ZM56 150V149H55ZM58 150H59V148H58ZM57 150V151H58ZM136 150V149H135ZM146 150V149H145ZM29 151V150H28ZM27 151V152H28ZM63 151H65L66 152V149H64ZM178 151V152H179ZM208 151V150H207ZM211 151V150H210ZM35 152V151H34ZM129 152V151H128ZM201 152H203V150L201 151ZM205 152V151H204ZM209 152V151H208ZM56 153V152H55ZM61 154H62V152H60ZM125 153V152H124ZM192 153V152H191ZM198 153H200V151L198 152ZM211 153H212V151H211ZM210 153V154H211ZM228 153V154H227ZM35 154V153H34ZM34 154H32V156L34 155ZM54 154V153H53ZM57 154H58V152H57ZM121 154V153H120ZM193 154H195V153H193ZM206 154H207V152H206ZM209 154V153H208ZM60 155V154H59ZM140 155H142V153L140 154ZM139 155V156H140ZM165 155V156H164ZM192 155V154H191ZM195 155H197V152H196V154ZM200 155V154H199ZM203 155H204V153H203ZM23 156V155H22ZM25 156V155H24ZM29 156H30V154H29ZM50 156H51V154H50ZM118 156H119V154H118ZM152 156V157H151ZM161 156H164V157H161ZM167 156V157H166ZM201 156V155H200ZM199 156V157H200ZM28 157V156H27ZM55 157H57V155L55 156ZM60 157H65V156H60ZM179 157V158H178ZM160 158H158V159H160ZM192 158H193V156H192ZM210 158V157H209ZM47 159H49V158H47ZM51 159H53V157L51 156ZM55 159V158H54ZM140 159V158H139ZM164 159V160H165ZM194 159V158H193ZM198 159V158H197ZM200 159V158H199ZM202 159V158H201ZM211 159V158H210ZM46 160V159H45ZM58 160V159H57ZM53 161V160H52ZM55 161H56V159H55ZM60 161V160H59ZM65 161V160H64ZM172 161H174V160H172ZM203 161H205V160H203ZM209 161V160H208ZM260 161H262V162H256V164L254 165L255 166V169H256V171H257V173L258 174H264V157L263 158H261V160ZM54 162V161H53ZM61 163H62V160L60 161ZM86 162V161H85ZM138 162V161H137ZM150 162H152V160L150 161ZM171 162V161H170ZM176 162V161H175ZM212 161H210V163H211ZM245 162V163H244ZM253 162H254V160H252L251 161V165L253 164ZM43 163H45L46 164V162L44 161L43 162V160H42V162H41V164H43ZM50 163H51V161H50ZM57 163V162H56ZM60 163V164H61ZM64 163V162H63ZM65 163H66V161H65ZM78 163H82V161H79ZM187 163V162H186ZM191 163V162H190ZM189 163V164H190ZM193 163V162H192ZM59 163H57V165H58ZM58 165V166H61V165ZM84 164V163H83ZM171 164V167H172V165L174 166V163L172 164V162L170 163ZM177 164V163H176ZM175 164V165H176ZM180 164V163H179ZM208 164V163H207ZM38 165V164H37ZM51 165V164H50ZM50 165H48V167L50 166ZM53 165V164H52ZM56 165V166H57ZM73 165V164H72ZM90 165H93V164H91L90 163ZM98 165V164H97ZM96 165V163H95V166H97ZM122 165H124V164H122ZM136 165V164H135ZM192 165H194V163L192 164ZM250 165V166H251ZM47 166V165H46ZM54 166V165H53ZM58 166H57V168H58ZM67 166V165H66ZM73 166H75V165H73ZM127 166V168H128V166L129 165H126ZM137 166V165H136ZM178 165H176V167H177ZM197 166V165H196ZM250 166H249V168H250ZM35 167V166H34ZM38 167V166H37ZM72 167V166H71ZM76 167V166H75ZM79 167V166H78ZM87 167H89V166H87ZM99 167H101V166H99ZM124 167H125V165H124ZM131 167V166H130ZM140 167H141V165H140ZM180 167L181 166H179V169H180ZM188 167H189V165H188ZM195 167V166H194ZM226 167H234V168H236V170H237V172L239 173V175L236 177L235 175H230L229 173H223V174H221V171H224L222 168H226ZM36 168V167H35ZM46 168V167H45ZM57 168H55L56 170H57ZM67 167H65V169H66ZM80 168V167H79ZM187 168V167H186ZM198 168V167H197ZM248 168V169H249ZM48 169V168H47ZM50 169V168H49ZM48 169V173L47 174H49L50 172V170ZM59 169V168H58ZM69 169V168H68ZM101 169V168H100ZM103 169H104V167H103ZM106 169V168H105ZM120 169H122V168H120ZM119 169V170H120ZM126 169V168H125ZM124 169V170H125ZM60 170L61 171H63L62 170V167L58 170V172H60ZM75 170V169H74ZM74 170H71L72 172L74 171ZM80 170V169H79ZM102 170V169H101ZM100 170V171H101ZM116 170H118V169H116ZM118 170V171H119ZM188 170V169H187ZM212 170V169H211ZM36 171H37V168H36ZM46 171V170H45ZM65 171V170H64ZM69 171H70V169H69ZM70 171V172H71ZM104 171V170H103ZM121 171H123V170H120L119 171V173L121 172ZM127 171H129V170H126V172ZM201 171V170H200ZM54 172H55V170H54ZM67 172V171H66ZM66 172H64L65 173V175H69L68 173H66ZM94 172V171H93ZM206 172V171H205ZM40 173V172H39ZM63 173V174H64ZM95 173V172H94ZM119 173H118V175H119ZM45 174V173H44ZM73 174V173H72ZM71 173H70V175H72ZM121 174V173H120ZM128 174V173H127ZM233 174V173H232ZM55 175H57V172H56V174ZM75 175V174H74ZM77 175V174H76ZM75 175V176H76ZM80 175V174H79ZM79 175H77V176H79ZM86 175V174H85ZM85 175H84V177H85ZM96 175V174H95ZM104 174L103 173H101L100 174V178L103 176ZM117 175V174H116ZM42 176H44V175H42ZM47 176V175H46ZM54 176V175H53ZM73 176V175H72ZM76 176V177H77ZM88 176H93V175H87V177ZM120 176H123V175H120ZM119 176V177H120ZM127 176H129V175H127ZM167 177H168V175H166ZM98 177V178H99ZM149 177H150V179H151V176L149 175ZM167 177H166V179H167ZM50 178V177H49ZM69 178V177H68ZM89 178V177H88ZM95 178H97V177H92L91 179H89V180H91V182L90 183H94L93 182V180L95 179ZM117 178V177H116ZM158 178V177H157ZM161 178V177H160ZM163 178V177H162ZM161 178V179H162ZM165 178V177H164ZM213 178V177H212ZM43 179H45V180H47V178L45 177H43ZM112 179V178H111ZM127 179H129L130 180V178H127ZM127 179H125L126 181H127ZM154 179V178H153ZM156 179V178H155ZM154 179V180H155ZM174 180H176L175 178H173ZM44 180V181H45ZM50 181H51V179H49ZM54 180V179H53ZM115 180V179H114ZM122 180V179H121ZM120 180V181H121ZM179 180V179H178ZM43 181V180H42ZM43 181V182H44ZM48 181V180H47ZM46 181V182H47ZM111 183L110 184H108L109 186L112 184V182H113V180H109ZM118 181V180H117ZM159 181V180H158ZM170 181H171V179H170ZM212 181V180H211ZM53 182V181H52ZM107 182V181H106ZM115 182V181H114ZM125 182V181H124ZM128 182V181H127ZM130 182V181H129ZM128 182V183H129ZM180 182V181H179ZM213 182H214V179H213ZM260 182H262L261 180H260ZM119 183V182H118ZM217 183H218V181H217ZM46 185L47 184H49L48 182L47 183H45ZM44 184V185H45ZM115 184H117V182H115L114 183V185ZM161 184V183H160ZM169 184V183H168ZM187 184V185H186ZM186 184L184 185L185 187H188V185H189V187H195V184H194V182L193 181H191V180H187L186 181ZM204 184V185H203ZM215 182H214V184H212V183H205V182H203V181H201L198 185L199 186H204L205 188H207L208 190H207V193L209 194V195H211V196H214L215 195V193H213L214 191L213 190H215L216 188L218 189V187H219V184H217L218 185V187H216L215 186ZM225 184H226V182H225ZM225 184H223V187H225V188H228ZM131 185H133L132 183H131ZM221 185V184H220ZM225 185V186H224ZM105 186H106V184H105ZM112 186H113V184H112ZM117 186V185H116ZM127 186V185H126ZM171 186H172V184L170 185L169 184V187L171 188ZM176 186V185H175ZM175 186L173 187V188H175ZM259 186H261V185H259L258 183L257 184H255V185H253V183L251 182V181H247V183L245 184V190H246V193H248V194H251L252 196L254 195V194H256L257 193V188L259 187ZM38 187H40V186H38ZM47 187V186H46ZM59 190H57V192H58V194L61 192V191H63V189H64V187H65V184H63V183H60L59 184ZM120 186H118V188H119ZM134 187V186H133ZM222 187V188H223ZM261 187H263V186H261ZM43 188H44V186H43ZM158 188V187H157ZM219 188H221V187H219ZM109 189H110V187H109ZM123 189V188H122ZM130 189V188H129ZM154 189V188H153ZM185 189V188H184ZM224 189V188H223ZM222 189V190H223ZM264 189V188H263ZM104 190V189H103ZM105 190H107V189H105ZM114 190V189H113ZM127 191H128V189H126ZM162 190V189H161ZM177 190V189H176ZM179 190H180V188H179ZM221 189H219V191H220ZM119 191H120V189H119ZM127 191H126V193H127ZM164 191H166L167 192V190L165 189ZM213 191V192H212ZM224 191H226V190H224ZM38 192V191H37ZM89 192H91L90 190H89ZM99 192V191H98ZM103 192V191H102ZM101 192V193H102ZM107 193H108V191H106ZM113 192V191H112ZM129 192V191H128ZM136 193H137V191H135ZM134 192V193H135ZM176 192H179L178 190L176 191ZM22 193V192H21ZM34 193V192H33ZM87 193V192H86ZM85 193V194H86ZM120 193H121V191H120ZM119 193V194H120ZM139 193V192H138ZM137 193V194H138ZM180 193V192H179ZM218 193V192H217ZM73 194H76V193H73ZM73 194L71 193V195H72V197H73ZM81 194H84V192H81ZM92 194H94L93 193V191H92ZM96 194V193H95ZM115 195L116 197L115 198H113L112 196H110L111 194H109V195H106V194H102V195H97V196H95L96 198L95 199H93V198H91V199H89V198H87V197H85V202L87 203V201L88 202H90V200H96L95 202L96 203H98V206H99V204L101 203V202H106L107 204H108V206H109V208L112 210V211H114V212H116V213H118L119 212V208L121 207V205H120V203H121V200H119L120 199V197H121V195ZM175 194V193H174ZM173 194V195H174ZM69 195V194H68ZM70 195V196H71ZM80 195V194H79ZM89 197H90V195H91V193L90 194H87ZM141 195V194H140ZM179 195V194H178ZM208 195V196H209ZM222 195H224V194H222ZM27 196V194L25 195V197ZM76 196V195H75ZM84 196V195H83ZM93 196V195H92ZM113 196H114V194H113ZM123 196H125V195H123ZM127 196V195H126ZM132 196V195H131ZM139 196V195H138ZM207 196V197H208ZM21 197V196H20ZM23 197V196H22ZM24 197V198H25ZM61 197V196H60ZM134 197H135V199H136V195H134ZM134 197H132L133 199H134ZM174 197V196H173ZM204 197V196H203ZM207 197H206V199H207ZM28 198V197H27ZM31 198V197H30ZM65 198H67V197H65ZM126 198H128V196L126 197ZM138 198H140V197H138ZM137 198V199H138ZM151 198V197H150ZM155 198V197H154ZM158 198H160V197H158ZM158 198H157V200H158ZM205 198V197H204ZM210 198V197H209ZM212 198H215L216 199V197H212ZM225 198V197H224ZM223 198V199H224ZM17 199H20V198H17ZM26 199V198H25ZM34 199V198H33ZM59 199V198H58ZM61 199H63V198H61ZM73 199V198H72ZM149 199V198H148ZM226 199V198H225ZM29 200V199H28ZM67 200H69V199H67ZM130 200V198L128 199V201ZM161 200V199H160ZM156 201V204H155V206H154V210H153V214L152 215H150V213H148L147 212V214L151 217V216H153L154 215V213H156V214H164V213H171L172 212V210H173V207L171 206V205H168V202H165L164 201V206H160L161 205V201ZM199 200H201V199H199ZM205 200V199H204ZM212 200V199H211ZM227 200V199H226ZM13 201H16V200H13ZM25 201V200H24ZM53 201V200H52ZM58 201V200H57ZM66 201V200H65ZM77 201H80V200H78L77 199ZM141 200H139L138 202H136L137 204H134L135 206L136 205H138V203L140 202ZM207 201V200H206ZM209 201V200H208ZM216 201V200H215ZM219 201L221 202V200L219 199ZM17 202V201H16ZM15 202V203H16ZM44 202V201H43ZM125 202V201H124ZM134 202V203H135ZM157 202H159L160 203V205L157 203ZM211 202V201H210ZM227 202V201H226ZM62 203V202H61ZM103 203V204H104ZM123 203V202H122ZM132 203V202H131ZM154 203V202H153ZM162 203H163V200H162ZM224 203V202H223ZM222 203V204H223ZM47 204V203H46ZM92 203H90L89 205H91ZM102 204V205H103ZM150 204V201L148 202V205ZM152 204V203H151ZM203 204V203H202ZM207 204V203H206ZM23 205V204H22ZM22 205H19L20 207H22ZM68 205H69V202H68ZM89 205H88V207H89ZM123 205H124V203H123ZM220 205H221V203H220ZM12 206V205H11ZM44 206H47V205H45L44 204ZM50 206H51V203H50ZM50 206H49V209H50ZM55 206V205H54ZM98 206H96V207H98ZM101 206V205H100ZM105 206H107V205H105ZM153 205H151V207H152ZM225 206H226V204H225ZM225 206H224V204L222 205V209L221 208H219V211H220V209H221V211H223L224 209H225ZM12 207H14V206H12ZM11 207V208H12ZM48 207V206H47ZM53 207V206H52ZM58 207H59V203H58ZM63 207H65V205H63ZM68 209H69V207L68 206H66ZM65 207V208H66ZM86 207V206H85ZM129 208H131V206H128ZM133 207V206H132ZM206 207H209V210L210 211H212L211 209H210V205L209 206H206ZM44 208V207H43ZM54 209H55V207H53ZM67 208H66V210H67ZM106 208V207H105ZM150 208V206L148 207V209ZM204 208V207H203ZM211 208H212V206H211ZM242 207L241 206H236V208L234 209V211L232 210V214L230 215V213L231 212H228V214H226L225 212V214L223 215V217H222V219L220 218V219H218L217 220V223L215 224V226L213 227V225H212V228H213V231L214 230H216L217 228H221V226L223 225V224H226V222L228 221V220H231V219H233V214L235 213V212H238L240 209H241ZM29 209V208H28ZM151 209V208H150ZM153 209V208H152ZM207 209V208H206ZM228 209L230 210V208H229V206H228ZM103 210V212H104V210H107V209H102ZM101 210V211H102ZM126 210V209H125ZM146 210V209H145ZM195 210H197V209H195ZM217 210V209H216ZM13 211H14V209H13ZM30 211V210H29ZM52 211V210H51ZM55 211H56V209H55ZM70 211V210H69ZM97 211H99L100 213H101V211L100 210H98V208H97ZM205 211V210H204ZM218 211V210H217ZM44 212V211H43ZM65 212H68V211H65ZM121 212V211H120ZM124 212V211H123ZM206 212V211H205ZM20 213H22V212H20ZM76 213H78V212H76ZM75 213V214H76ZM79 213H80V215L81 216H83V217H85V216H87V214H93V215H95L96 214V211L95 210H92V209H90V207H89V209L87 208L86 210L85 209H83V211H79ZM99 213V214H100ZM105 213V212H104ZM103 213V214H104ZM251 213H252V211H251ZM253 213H255L254 214V219H255V221L256 222H258V216H260V215H262L263 213H264V204L262 205V207H261V209L258 211V212H253ZM39 214V213H38ZM41 214V213H40ZM61 214H62V212H61ZM65 214L66 213H64V215H62V216H64L63 218H65V217H67V216H65ZM114 214V213H113ZM140 214H142V213H139V215ZM213 214V213H212ZM215 214H216V212H215ZM219 215H222V214H220V213H218ZM70 215V214H69ZM77 216H78V218H77V216H75V218H76V220L77 219H79V227H81V224H82V222H83V218H81V217H79V214H76ZM104 215H106V213L104 214ZM109 215V213H107V216ZM118 215V214H117ZM185 215H186V213H185V211H183L182 212V215H178L177 214V218H175V219H177L178 220V222L180 221V220H183L184 219V217H185ZM200 215V214H199ZM202 215H205V214H203L202 213ZM219 215H217V216H219ZM230 215V216H229ZM252 215V214H251ZM97 216V215H96ZM106 216V217H107ZM142 216V215H141ZM146 216V215H145ZM155 216V215H154ZM153 216V217H154ZM206 216H207V214H206ZM102 217H104L103 215H102ZM105 217V218H106ZM110 217V216H109ZM140 217V216H139ZM139 217L137 218L138 219V221H139ZM148 217V216H147ZM150 217H148V219L149 220H147V221H149V224H150V222H151V220H152V217H151V220H150ZM158 218H159V216H157ZM160 217H163V216H160ZM207 217H210V214H209V216H207ZM215 219L214 220H216V217L215 216H213ZM219 217H221V216H219ZM1 218V217H0ZM96 218V217H95ZM127 218V217H126ZM144 218V217H143ZM146 218V217H145ZM169 218V217H168ZM167 218V219H168ZM18 219V218H17ZM67 219V221H68V223L70 222V220H68V218H66ZM90 219V218H89ZM88 219V220H89ZM102 220H103V218H101ZM117 219V218H116ZM135 219V218H134ZM133 219V220H134ZM160 219H162V218H160ZM165 219V218H164ZM170 219V218H169ZM169 219H168V221H169ZM173 219V218H172ZM190 219V218H189ZM204 219V218H203ZM209 219V218H208ZM86 220V219H85ZM96 220V219H95ZM101 220V221H102ZM107 220H108V218H107ZM130 219H127V222L129 221ZM28 221V220H27ZM34 221V220H33ZM104 221H105V219H104ZM117 221V220H116ZM119 221V220H118ZM158 221V220H157ZM165 221V220H164ZM205 221V220H204ZM30 222H31V220H30ZM86 222V221H85ZM92 222H94V221H92ZM100 222V221H99ZM108 222V221H107ZM130 222H132V220H130ZM135 222H137V220L135 219V221H134V223L133 224H131V225H133V226H131V227H133V230L132 229H129V227H130V225H128V230H129V232H130V230H132L131 232H130V234H132V238H131V242H129L127 239H126V237L128 236V235H126V231H127V229L125 230V232H122L121 234H119V235H116L115 233H112V234H110L109 236H108V239L106 240V241H102V243L101 244H98L99 246H100V250H99V253L97 254V255H93V254H86L85 252H76V251H73V252H71V253H69V257L72 259L71 261H73V263L72 264H88V263H90V264H98V261H97V258H102L101 256H105L106 257V264H112V263H114L115 261H118L119 259L117 258V257H123V258H125L126 257V251L130 248V244L131 243H134V242H141L140 241V239H143V240H145L146 238H148V236H152L153 235V233H152V231H155L154 230V228H152V225L150 226V225H143L145 228V230L143 231V232H141L140 231V229L137 227L138 225L136 224V226L134 225L135 224ZM144 222V221H143ZM143 222H141V223H143ZM152 222L153 223H155L153 220H152ZM175 222V221H174ZM196 222V221H195ZM215 222V221H214ZM27 223V222H26ZM32 223V222H31ZM47 223V222H46ZM72 223H74V222H70V224H72ZM115 223V222H114ZM121 223V222H120ZM125 223V222H124ZM129 223V222H128ZM146 223V222H145ZM157 223V222H156ZM166 223V222H165ZM180 223V222H179ZM184 223V222H183ZM182 223V224H183ZM189 223V222H188ZM193 223V222H192ZM201 223V222H200ZM199 223V224H200ZM204 223V222H203ZM3 224V223H2ZM15 224V223H14ZM13 224V225H14ZM34 224V223H33ZM40 224H41V222H40ZM44 224V223H43ZM87 224V223H86ZM89 224V223H88ZM95 224V223H94ZM93 224V225H94ZM106 224V223H105ZM116 224V223H115ZM130 224V223H129ZM190 224H191V222H190ZM189 224V225H190ZM196 224V223H195ZM35 225V224H34ZM45 225V224H44ZM74 225V224H73ZM108 225V224H107ZM107 225H105L106 227H107ZM154 225V224H153ZM168 225V224H167ZM176 225H177V223L175 222L174 224H172V225H169L168 226V228L169 229H171L172 231H174V232H176V230L178 229V228H176ZM188 225V224H187ZM192 225V224H191ZM201 225V224H200ZM203 225V224H202ZM209 225V224H208ZM3 226H5V225H3ZM30 226V225H29ZM47 226V225H46ZM89 226V225H88ZM110 226H113L112 225V223H111V225ZM117 226V225H116ZM126 226V225H125ZM135 226V227H134ZM155 226V225H154ZM164 226V225H163ZM180 226V225H179ZM184 226V225H183ZM205 226V225H204ZM203 226V227H204ZM31 227V226H30ZM41 227H42V225H41ZM72 227H74V226H72ZM90 227V226H89ZM104 227V226H103ZM157 227V226H156ZM206 227V226H205ZM88 228V227H87ZM86 228V229H87ZM159 228V227H158ZM179 228H181V227H179ZM33 229H34V227H33ZM49 229H51V228H48L46 231H47V233H45V234H48V232L50 231ZM81 229H83V228H81ZM85 229V228H84ZM125 229V228H124ZM123 229V230H124ZM156 229V228H155ZM201 229V228H200ZM211 229V228H210ZM210 229H209V231H210ZM49 230V231H48ZM52 230V229H51ZM55 230V229H54ZM53 230V231H54ZM120 230V229H119ZM186 230V229H185ZM188 230V229H187ZM212 230V229H211ZM40 231V230H39ZM53 231H50V234H53L52 232ZM74 231V230H73ZM82 231V230H81ZM87 231V230H86ZM85 231V232H86ZM121 231H122V228H121ZM164 231H166V230H164ZM204 231H206V230H204ZM212 231V232H213ZM241 231V230H240ZM239 229L237 228V227H234L233 226V229L231 230V232H232V234L230 233V235L227 237L228 238V241H229V239H235V240H237L238 238H240V237H243V238H246L247 236V234L245 233H242V235H239ZM41 232V231H40ZM45 232V231H44ZM59 232V231H58ZM76 232V231H75ZM157 232H160V230L159 231H157ZM71 232L69 231V234H70ZM168 233V232H167ZM183 234H185V232H182ZM211 233V232H210ZM248 233V232H247ZM59 234V233H58ZM71 234H73V233H71ZM129 234V233H128ZM164 234V233H163ZM40 235V234H39ZM158 235V234H157ZM160 235V234H159ZM42 236V235H41ZM47 236V235H46ZM170 236V235H169ZM172 236V235H171ZM250 236V235H249ZM248 236V237H249ZM43 237H44V235H43ZM160 237V236H159ZM202 237V236H201ZM247 237V238H248ZM45 238V237H44ZM50 238H52V237H50ZM161 238V237H160ZM41 239V238H40ZM46 239V238H45ZM162 239H164V238H162ZM167 239V238H166ZM176 239V238H175ZM219 239V238H218ZM225 239L226 238H223L222 240L223 241H225ZM156 240V241H155ZM154 241L155 242H157V240L158 239H155ZM178 240V239H177ZM187 240V239H186ZM190 240V239H189ZM189 240H187V241H189ZM222 240H221V242H222ZM227 240V239H226ZM235 240H233L234 241V243H235ZM254 240H259L257 237L256 238H254ZM166 241H168V240H165V242ZM181 241V240H180ZM184 241H185V239H184ZM204 241V240H203ZM227 241V242H228ZM233 241H231V243L230 244H232V242ZM238 241H240V240H238ZM242 241V240H241ZM143 242V241H142ZM142 242H141V244H142ZM170 242V241H169ZM226 242V243H227ZM100 243V242H99ZM174 243V242H173ZM176 243V242H175ZM181 243V242H180ZM179 243V244H180ZM189 242H187V243H185V244H180V245H178V246H176L177 248H180V247H182V246H184V245H187ZM192 243V242H191ZM196 243V242H195ZM208 242L207 241H204L203 243H201L200 244V246H198V248H204L205 247V249L207 248V244ZM224 243V242H223ZM140 244V243H139ZM138 243H137V247H139L140 248V246H138L139 245ZM162 244V243H161ZM190 244V243H189ZM214 241H213V246H214ZM217 244V243H216ZM216 244H215V247H217L216 246ZM142 245H144L145 246V244H142ZM141 245V246H142ZM167 245V244H166ZM172 245V244H171ZM174 245V244H173ZM176 245V244H175ZM195 245V247H196V244H193V246ZM212 245V244H211ZM218 245V244H217ZM222 245V244H221ZM52 246V245H51ZM50 246V247H51ZM148 246V245H147ZM146 246V247H147ZM192 246V245H191ZM192 246V247H193ZM210 246V245H209ZM225 246V245H224ZM235 246V245H234ZM255 246V245H254ZM143 247V246H142ZM166 247V246H165ZM171 247V246H170ZM175 247V248H176ZM191 247V248H192ZM215 247H214V251H215ZM218 247H219V245H218ZM223 247V246H222ZM221 247V248H222ZM232 247V246H231ZM256 247H257V249L258 250H256L259 254H260V252H262V250H261V246L260 245H256ZM53 248H54V246H53ZM55 248H57L56 246H55ZM145 248V247H144ZM152 248V247H151ZM154 249H156L157 248V246H156V248L155 247H153ZM174 248V249H175ZM210 248V247H209ZM220 248V249H221ZM236 248V247H235ZM234 248V249H235ZM250 248V247H249ZM5 249V248H4ZM137 249V248H136ZM210 249H212V247L210 248ZM220 249L219 250H217V251H219L220 252ZM223 249V248H222ZM15 250V249H14ZM16 250H18L17 248H16ZM21 250V249H20ZM23 250V249H22ZM98 250V249H97ZM144 249H142V251H140L137 255H133V256H143L144 255V251H143ZM152 250V249H151ZM159 250V249H158ZM165 250V249H164ZM168 250H172L171 248H169V246H168ZM182 250V249H181ZM213 250V249H212ZM250 250V249H249ZM253 250V249H252ZM50 251H52V250H50ZM130 251V250H129ZM184 251V250H183ZM222 251V250H221ZM225 251V250H224ZM236 251V250H235ZM254 251V250H253ZM15 253H16V251H14ZM19 252V251H18ZM147 252V251H146ZM150 252V251H149ZM155 252H156V250H155ZM159 252V251H158ZM177 252H180V251H177ZM216 252V251H215ZM245 252V251H244ZM243 251H242V253H244ZM251 252V251H250ZM6 253V252H5ZM4 253V254H5ZM51 253V252H50ZM91 253V252H90ZM94 253V252H93ZM130 253V252H129ZM157 253V252H156ZM167 255H168V253L167 252H165ZM170 253V252H169ZM182 253V252H181ZM180 253V254H181ZM184 253H186V252H184ZM231 253V252H230ZM241 253V254H242ZM19 254V253H18ZM53 256H58L59 258H61V257H64L65 255H63L62 253H60L59 252V250L58 251H55V252H52L51 253ZM102 254V255H101ZM150 254H152V253H150ZM158 254V253H157ZM179 254V255H180ZM222 254V253H221ZM232 254H234V253H232ZM7 255H9V253L7 254L6 253V256ZM16 255V254H15ZM128 255V254H127ZM166 255V256H167ZM174 255V254H173ZM172 254H171V256H173ZM226 254H224V256H225ZM242 255H244V254H242ZM254 255H256V254H254ZM258 255V254H257ZM1 256H5V255H1ZM125 256V257H124ZM154 256H156V255H154ZM187 256V255H186ZM223 256V257H224ZM175 257V256H174ZM238 257H240V256H238ZM58 258V259H59ZM163 258V257H162ZM167 258V257H166ZM165 258V259H166ZM170 258H172V257H170ZM225 258H227V257H224V261L226 262V259ZM234 258V257H233ZM14 259V258H13ZM30 259V261L33 263V264H47L46 263V261H41V260H37L36 259V256H33V257H29L26 253H23L22 255H21V257L19 258V260L20 261H25V260H29ZM55 258H53V260H54ZM103 259V258H102ZM175 259V258H174ZM236 259V258H235ZM240 259V258H239ZM258 259V258H257ZM3 260V259H2ZM42 260H44V259H42ZM179 260V259H178ZM207 260V259H206ZM215 260V259H214ZM213 260V261H214ZM236 260H238V259H236ZM241 260V259H240ZM239 260V261H240ZM255 260V259H254ZM50 261V260H49ZM48 260H47V262H49ZM54 261H56V263H58V261L57 260H54ZM90 261V262H89ZM124 261V260H123ZM144 261V260H143ZM168 261H170V259L168 260ZM209 261H211V260H209ZM223 261V260H222ZM238 261V262H239ZM242 261V260H241ZM256 261V260H255ZM22 262V263H23ZM156 262V261H155ZM218 262V261H217ZM224 262V263H225ZM254 262V261H253ZM257 262V261H256ZM124 263V262H123ZM144 263V262H143ZM153 263V262H152ZM216 263V262H215ZM150 264V263H149ZM211 264H212V262H211ZM220 264H222L221 262H220ZM249 264H252V263H249Z\"/></svg>",
    "mask_w": 264,
    "mask_h": 264
}]
</instances>
